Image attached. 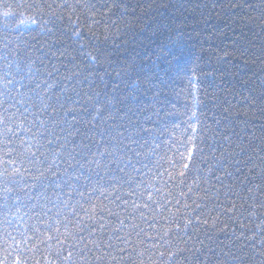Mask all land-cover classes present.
<instances>
[{"label": "snow or ice", "instance_id": "6c2138e0", "mask_svg": "<svg viewBox=\"0 0 264 264\" xmlns=\"http://www.w3.org/2000/svg\"><path fill=\"white\" fill-rule=\"evenodd\" d=\"M169 6L0 0V264H264V79L242 81L245 95L207 73L211 114L186 111L163 130L98 90L127 71L111 49L129 43L131 18ZM177 8L264 33V0ZM25 31L31 41L14 44L10 33ZM232 36L215 55L247 62L254 42Z\"/></svg>", "mask_w": 264, "mask_h": 264}, {"label": "trees", "instance_id": "16d2710c", "mask_svg": "<svg viewBox=\"0 0 264 264\" xmlns=\"http://www.w3.org/2000/svg\"><path fill=\"white\" fill-rule=\"evenodd\" d=\"M164 2L170 6L160 8L159 11L142 17L139 21L131 18L130 26L124 28L128 33L129 43L125 45L119 40L117 43H120V48L111 49L114 59L119 64H124L127 71L121 78L106 77L108 87L105 88L101 84L98 89L102 97L105 93L127 97L132 108L142 110L137 118L144 122L147 116H151L158 130H163L165 125L171 129L174 123L180 124L186 119L183 115L186 111L211 114L209 106L203 102L205 85L212 78L207 76V73H212L216 77L217 84L224 87L234 85L240 91H244L245 95L247 92L241 88L242 81L249 80V87H253L255 82L264 79V61L258 58L264 44V33L260 32L258 22L245 26L235 24L226 17L218 18L215 15L209 17L207 13L201 16L199 11L177 8L182 3L195 4L197 0ZM250 2L255 3L258 0ZM132 3H136V0H132ZM252 14L258 15L256 12ZM233 28L242 29L247 33L248 39L254 42V45H249L251 55L247 62L236 57L218 59L215 55L218 49L230 46ZM6 31L7 29L3 27V17H0V49L4 47L3 34ZM32 35L34 33L28 31L22 35L19 32L10 33L14 44L31 41ZM113 66L116 67V64ZM20 68L21 71L16 75L17 80L28 71L22 61ZM12 70L16 71L15 63ZM2 71L3 65L0 62V74ZM194 76H198L199 79H192ZM221 76L223 80L220 79ZM113 82L119 85L118 89L113 88ZM22 83H29V77L24 76ZM193 84L196 86L193 87ZM256 92L258 95V88ZM237 100H240L239 96ZM242 111H246V108ZM157 112L159 116L156 115ZM182 130V127L176 129L177 134ZM156 134L159 135V131ZM23 212L24 209H21V215ZM16 224L20 226L22 222L17 221ZM2 257L3 252L0 251V258Z\"/></svg>", "mask_w": 264, "mask_h": 264}]
</instances>
